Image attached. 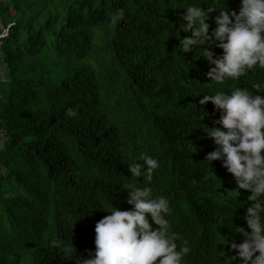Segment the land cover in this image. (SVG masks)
Returning a JSON list of instances; mask_svg holds the SVG:
<instances>
[{
    "label": "trees",
    "instance_id": "obj_1",
    "mask_svg": "<svg viewBox=\"0 0 264 264\" xmlns=\"http://www.w3.org/2000/svg\"><path fill=\"white\" fill-rule=\"evenodd\" d=\"M188 4L240 11V0H0V264H78L95 251V225L127 203L128 184L169 199L183 264H239L231 242L250 194L239 189L207 127L219 110L199 100L264 82L254 67L222 84L206 76L202 46L183 53ZM124 9L118 21L113 15ZM216 12L208 14L209 32ZM215 55L223 50L209 45ZM75 110V115L67 109ZM153 179L131 174L143 154ZM137 163L143 164L138 160ZM73 245L66 257L63 245ZM159 259V258H158Z\"/></svg>",
    "mask_w": 264,
    "mask_h": 264
},
{
    "label": "clouds",
    "instance_id": "obj_2",
    "mask_svg": "<svg viewBox=\"0 0 264 264\" xmlns=\"http://www.w3.org/2000/svg\"><path fill=\"white\" fill-rule=\"evenodd\" d=\"M237 14L223 7L215 8L188 4L182 16L181 29L190 32L180 39L183 53L202 46V55L210 65L206 76L210 82L222 84L226 79H238L254 67H264V0H240ZM216 12L215 28L209 32L208 14ZM124 17L120 8L113 15L118 21ZM209 45L223 50L215 55ZM252 88L264 90V82H255ZM247 88H235L231 92L217 90L204 94L200 105L211 101L220 116L214 121L217 127L208 128L207 136L213 139L215 149L206 154L210 165L221 160L227 172L233 174L239 189L249 190L250 202L244 217L250 232L236 227L235 232L244 237L242 242H231L239 258V264H264V96ZM67 113L75 115L72 108ZM2 147V145H0ZM138 160L143 164L137 163ZM159 161L147 153L133 158L128 167L135 177L153 179ZM127 203L130 209L113 206L110 214L95 225V251L78 264H183V258L191 252L187 240L178 245V234L170 232V220L166 214L172 209L169 199L154 196L150 186L128 184ZM73 245H63L66 257H74ZM159 258V259H158Z\"/></svg>",
    "mask_w": 264,
    "mask_h": 264
},
{
    "label": "crops",
    "instance_id": "obj_3",
    "mask_svg": "<svg viewBox=\"0 0 264 264\" xmlns=\"http://www.w3.org/2000/svg\"><path fill=\"white\" fill-rule=\"evenodd\" d=\"M4 77H5V67H3L2 57L0 54V80H2Z\"/></svg>",
    "mask_w": 264,
    "mask_h": 264
},
{
    "label": "built area",
    "instance_id": "obj_4",
    "mask_svg": "<svg viewBox=\"0 0 264 264\" xmlns=\"http://www.w3.org/2000/svg\"><path fill=\"white\" fill-rule=\"evenodd\" d=\"M13 23L9 24L6 28H2L0 31V39L3 37H6L8 34V28L11 26Z\"/></svg>",
    "mask_w": 264,
    "mask_h": 264
}]
</instances>
